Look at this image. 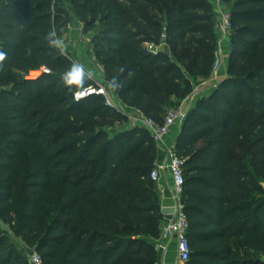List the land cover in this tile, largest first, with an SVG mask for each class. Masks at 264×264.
Wrapping results in <instances>:
<instances>
[{
  "label": "trees",
  "instance_id": "16d2710c",
  "mask_svg": "<svg viewBox=\"0 0 264 264\" xmlns=\"http://www.w3.org/2000/svg\"><path fill=\"white\" fill-rule=\"evenodd\" d=\"M102 1L122 18L103 81L156 123L192 92L179 61L191 55L186 69L210 75L217 50L207 0H171L175 18L163 17L153 0H0V221L42 264L157 263L150 240L163 216L149 178L156 144L141 128L111 137L128 117L102 96L75 100L93 84L86 76L81 87L62 82L74 65L54 43L70 23L63 4L83 22ZM222 1L232 29L226 77L195 102L174 142L183 161L188 264H264V197L249 200L250 182L229 155L252 140L254 113L264 110V0ZM186 35L195 39L174 61ZM161 42L168 56L143 48ZM43 67L50 73L28 78ZM0 264H28L1 229Z\"/></svg>",
  "mask_w": 264,
  "mask_h": 264
},
{
  "label": "rangeland",
  "instance_id": "374dc122",
  "mask_svg": "<svg viewBox=\"0 0 264 264\" xmlns=\"http://www.w3.org/2000/svg\"><path fill=\"white\" fill-rule=\"evenodd\" d=\"M153 1L156 6L160 8V11H162L163 17H176L173 13V8L170 5L171 0ZM207 1L211 5L216 23L219 10L222 9L221 5L223 1ZM63 5L69 12L70 23L67 27L62 29L60 34L57 36V42H59L58 45L60 49L64 54L69 56V59L74 63V65L82 67L80 64V58L82 57L84 60L86 59L88 63H94V65L99 66L103 70L102 62L115 57L114 53L117 51L116 43L121 37V34L118 31L120 22L122 21V18L119 15L120 9L115 8L114 6L111 7L108 2H98L95 6H91L89 8L86 19L81 22L77 19L68 3H64ZM225 10H229V8L227 7ZM194 39V37L186 35L176 49V53L172 55L171 58L176 61L178 55L185 52L191 46ZM223 47H225V55L229 56V39L223 42ZM143 48L148 52L155 53L164 52L166 47L163 42H161L159 46L144 44ZM96 50L101 51L100 56L96 55ZM191 60L192 56L190 55L179 61V64L182 66L185 75L188 77L193 91V89L198 87L201 83L209 81L212 76V72L210 75H204L192 70H187L186 68ZM82 71L84 72L83 69ZM33 73H36V75H31V79H35L40 75V72L37 71ZM104 88L108 93L110 100L114 103L115 93L108 89V86L106 85H104ZM174 101L176 102V100ZM252 120L254 123L253 130L249 132L252 140L248 142L246 141L242 148H231L229 150V155L235 159L233 170L236 169L245 181L250 182V184H248V194L250 196L249 200L255 201L264 197V164H258L260 160L264 159V110L255 112ZM132 126V128H141L142 130L147 131L142 126ZM124 130V124L116 125L112 130H109L110 136L113 137L115 133ZM256 138L257 140H255ZM258 151L260 153L259 155H256V152ZM253 155L256 156L253 157ZM246 157H251L252 161L247 162ZM258 186L261 188V191L258 190ZM0 229L5 233L8 245L16 249L17 252H22L28 259V255L31 250L26 248V246H24L18 238L14 237L13 232L10 230V226L0 221ZM166 253H169L168 246L166 248Z\"/></svg>",
  "mask_w": 264,
  "mask_h": 264
},
{
  "label": "built area",
  "instance_id": "2783aa9c",
  "mask_svg": "<svg viewBox=\"0 0 264 264\" xmlns=\"http://www.w3.org/2000/svg\"><path fill=\"white\" fill-rule=\"evenodd\" d=\"M214 30L217 36L218 47L214 54L211 72L212 75L216 76L218 69L223 65L222 44L224 41L229 39L232 31L231 15L228 10H219ZM162 38H164V36ZM33 72L29 73L28 78H32L31 75ZM37 72H40V75L42 73H50L44 67L38 70ZM83 75L90 79L93 84L87 88L78 91L74 96L75 100L84 99L92 95L102 96L107 106L112 107L120 112L115 103L110 100L104 86L101 83L94 81L89 75L85 74L84 72ZM186 114L187 110L185 109L183 103H180L177 107H173L167 110L161 123L154 122L151 118L144 116L141 112H138L137 116L131 117L130 121L133 125L142 126L144 129H146L157 146L163 144L165 136L169 133L172 128L175 127L180 129L186 117ZM182 166V159H180L176 155L174 151V144L170 143L168 146L165 147L164 165L161 167H154L149 175V178L152 182L158 183L160 179V170L165 169L171 178V195L175 202V212L172 219L169 220L167 224L161 228L157 240L158 242H161L162 250L164 253H166L168 241L174 239L177 253L176 264H188L191 254V249L187 239V219L183 213L182 206L180 204V197L182 194V186L184 182ZM29 253V264H42L40 257L35 253V251L31 250ZM156 264L160 263L157 262Z\"/></svg>",
  "mask_w": 264,
  "mask_h": 264
},
{
  "label": "crops",
  "instance_id": "0c3cea01",
  "mask_svg": "<svg viewBox=\"0 0 264 264\" xmlns=\"http://www.w3.org/2000/svg\"><path fill=\"white\" fill-rule=\"evenodd\" d=\"M224 51L225 47H223L222 44L223 65L218 69L217 75H212L209 81L203 82L198 87H195L193 91L181 102L183 103L187 112H189L193 108L197 100H199L201 97L208 96L212 92V90L220 83V81L226 77L228 55L226 56ZM80 64L82 65L81 68L84 70V72L89 75L94 81L101 83L103 86L105 85L103 81V70L99 66L94 65V63H88V61L86 59L84 60L82 57L80 58ZM114 103L120 110V112L128 117V121L124 124L125 130L131 129L133 127V124L130 121V118L133 116H137V113L139 111L124 106L116 95L114 98ZM179 130L180 129L175 127L172 128L169 133L165 136L163 144L156 146V160L154 163L155 167H161L164 165L165 147L168 146L170 143L174 144ZM156 186L159 193L161 214L163 216V220L160 225V227L162 228L167 224L169 220L172 219L175 212V202L171 195V178L165 169L160 170V179L158 183H156ZM150 243L155 249L158 263L176 264L177 253L174 239L168 241V254L163 252L161 242H158L157 239L150 240Z\"/></svg>",
  "mask_w": 264,
  "mask_h": 264
},
{
  "label": "clouds",
  "instance_id": "9594fccd",
  "mask_svg": "<svg viewBox=\"0 0 264 264\" xmlns=\"http://www.w3.org/2000/svg\"><path fill=\"white\" fill-rule=\"evenodd\" d=\"M54 43H59L54 41ZM5 58V53L0 52V61H3ZM83 72L82 68L77 65H73L72 69H70L67 73L63 76V84L71 89L73 86L81 87L84 83L83 79Z\"/></svg>",
  "mask_w": 264,
  "mask_h": 264
},
{
  "label": "water",
  "instance_id": "95a60500",
  "mask_svg": "<svg viewBox=\"0 0 264 264\" xmlns=\"http://www.w3.org/2000/svg\"><path fill=\"white\" fill-rule=\"evenodd\" d=\"M221 8H222V9H226V6L222 4V5H221ZM164 52H165V54H166L167 56L169 55V50H168L167 47L165 48Z\"/></svg>",
  "mask_w": 264,
  "mask_h": 264
},
{
  "label": "bare ground",
  "instance_id": "6f19581e",
  "mask_svg": "<svg viewBox=\"0 0 264 264\" xmlns=\"http://www.w3.org/2000/svg\"><path fill=\"white\" fill-rule=\"evenodd\" d=\"M32 75L34 76V75H36V73H32Z\"/></svg>",
  "mask_w": 264,
  "mask_h": 264
}]
</instances>
